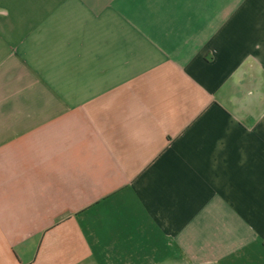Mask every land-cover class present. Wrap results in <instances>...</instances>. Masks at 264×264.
Wrapping results in <instances>:
<instances>
[{
    "label": "crops",
    "instance_id": "0c3cea01",
    "mask_svg": "<svg viewBox=\"0 0 264 264\" xmlns=\"http://www.w3.org/2000/svg\"><path fill=\"white\" fill-rule=\"evenodd\" d=\"M0 264H264V0H0Z\"/></svg>",
    "mask_w": 264,
    "mask_h": 264
}]
</instances>
